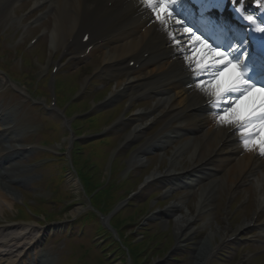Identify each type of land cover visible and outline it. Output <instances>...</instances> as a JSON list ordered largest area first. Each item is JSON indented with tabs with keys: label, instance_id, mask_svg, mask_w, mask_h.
<instances>
[{
	"label": "bare ground",
	"instance_id": "obj_1",
	"mask_svg": "<svg viewBox=\"0 0 264 264\" xmlns=\"http://www.w3.org/2000/svg\"><path fill=\"white\" fill-rule=\"evenodd\" d=\"M12 1L0 0V22L7 21L6 17L10 18V15L13 13L14 10L10 9L13 4ZM16 1L18 0H14V2ZM47 2L51 8L55 7L56 25L63 33L62 41L65 39L62 43L63 45H65L74 32L77 33L75 39H73L76 42L77 37L83 30L91 31L92 38L96 41H100L103 38V42L108 43L103 44L106 48H109L114 42L118 43L119 41L120 45H114L111 50L108 49L110 52H105L106 56L103 58L104 62L102 66L96 68L95 71L100 74L109 72L117 76H121L125 72L128 73L127 76L118 78L115 89L112 92L113 99L111 101L126 93L130 94L132 98L137 97L139 94L149 96L156 99L154 107L149 111L150 115H154L149 124L154 123L155 116H158L159 119L172 116L175 121L181 119L179 122L180 125L172 131L168 126L163 127L161 133L154 137L155 142L150 145L149 149L161 148L168 143H172L169 139L171 136L167 132L172 134V132H175L174 130L179 131L194 128L197 133L201 134L202 139L197 143L194 152L191 154L192 157H197V163L194 164V169L190 173L198 171L200 172V176H203L202 171H206V169L208 171H217L225 168L226 170L230 166L227 169L226 175V179L229 178L227 182L229 187L228 195L235 194L241 185L251 180L250 173L253 172L257 164L260 166L259 168L264 167V159L256 158L251 154L241 155L235 162L231 155L236 156V151L230 150L231 155L226 151L227 144L230 141L229 139H225L227 129L218 127L209 117L199 119V117L206 114L202 105L203 95L198 91L195 92L193 90L194 88H190L192 83L189 84V73L186 69L181 68L184 66L181 55L172 47L165 32L156 26L157 23L156 25H152L153 21H150L149 16L131 0H113L109 7L107 3L111 2V0H47ZM70 4L73 7V11L72 8H68ZM4 8H6L5 11H8L6 14L3 11ZM61 8L66 13L62 12L60 10ZM79 20L81 24L78 27L77 23ZM8 22L11 21L8 20L5 24H8ZM116 28H120L119 30L121 31L124 30L123 32H113ZM66 34H68L67 37ZM112 34L114 35L112 42L110 41L111 39L107 41ZM103 45L94 44L93 48H104ZM79 49L82 48L80 47ZM91 51L95 52L96 50L94 51L92 49ZM146 54L145 62L147 63H155L154 57L168 56V54H171V57L167 61L160 62L152 68L147 67V73H142L140 67L136 70L126 67V63H128V59H125L126 57H142ZM183 75L185 77L181 78ZM6 78L7 76L0 75V83L5 81ZM132 88L135 89V93L132 91ZM193 99L195 100L193 101ZM1 110L2 108L0 106ZM12 116L13 111L8 108L0 116V167L6 165L5 169L0 170L1 209L3 202L7 203L10 199L19 200V196L12 191L13 187L11 185L28 180L27 176H19L18 173L22 171V168L18 167L16 162H13V157H17L26 151L20 149L22 144L19 140L22 138V135L21 131L16 130L19 123L16 122L18 124L14 129H6L8 125L16 121L7 120L12 119ZM147 125L148 123L144 125L138 124L128 134L127 140L132 141L139 138L140 134L145 131L142 127ZM206 137L208 139L203 143ZM140 153L146 154V150L142 148L139 153H136L130 166H139L140 163H144L142 158L137 160ZM175 155H178L180 158L181 150H177ZM174 158L176 159L177 156H174ZM178 159L173 160L170 168L163 173L155 170L151 178L159 177L162 180L169 179V176L175 173L173 166L177 164ZM212 166L215 168H212ZM200 176L199 178H201ZM262 180L264 181V177ZM257 182L261 183L259 180ZM260 183L257 184V188L260 187ZM221 184L224 185L221 179L215 183V185L219 186ZM262 191H264V186L261 189ZM261 192L256 195V205L254 206V213L258 214V216L264 211V193L261 194ZM175 208L178 209V206H175ZM79 211L77 209L72 214H77ZM166 213L171 215L168 212ZM190 219L191 216L189 214L179 219L175 226L176 238H185L187 229H189L191 223ZM107 220L108 218H105V221ZM34 226L1 225L0 264L13 263V261L18 259V254L23 252L28 245L31 246L26 257L31 259V256H29L31 249L35 251L37 245L40 244L39 239H37L40 231ZM230 234L231 230L223 233L222 236L226 238ZM5 258L6 263L4 262ZM26 259L24 261L25 264ZM30 262L31 264H39V261L36 259Z\"/></svg>",
	"mask_w": 264,
	"mask_h": 264
},
{
	"label": "rangeland",
	"instance_id": "obj_2",
	"mask_svg": "<svg viewBox=\"0 0 264 264\" xmlns=\"http://www.w3.org/2000/svg\"><path fill=\"white\" fill-rule=\"evenodd\" d=\"M20 16L22 17V15ZM46 19H47V15L45 18H42V20L44 21H47ZM50 20H51V26H52L53 24L52 17H50ZM44 24L45 23L41 21L39 26L36 24H32V27H28V28L24 27L22 30L24 33L20 31L21 24H15L13 26L4 25V27L9 28L7 36L10 39H7L5 37L4 38L0 37V44H3V50L11 54V56L18 58L19 74L25 73L24 71L28 70L29 75L25 74L28 76V79H27L28 81H30L31 79L30 75L34 69L36 70L39 67L41 68L45 67V65L48 64L49 59H52L53 57L58 56V53L52 52L53 47L51 44L52 42L51 35H53V30L49 26L44 28L43 27ZM38 34L40 35V38L37 41L36 45L33 46L32 48H29L28 41L31 38L36 37V35ZM21 35H23L22 38H20ZM21 53L25 54L24 56H26L27 58L26 60H28V62H26V60H22L24 59V56H22ZM94 61L95 62H93L92 64H88V65H86V63H83V62H81L80 64L74 63L70 65V68H66L63 71H60L58 78L62 80L66 79L65 81H67L69 85L67 86L61 85L60 88L58 87L59 94L64 95L65 98L67 99L70 98L72 96V93H75L76 91L74 90L71 82L75 80L74 83L80 86V82L82 81L83 76L85 74H88L92 70V68L96 66V62H98V58L95 59ZM70 72H72L73 74H70ZM67 74H70V75H67ZM44 80H48V79H44ZM44 80L41 79L40 82L43 83ZM96 82L98 81H94V83ZM102 86H93L92 88H90L89 92L84 97L85 100H88L89 106L91 107L94 106L93 103L91 102V98L94 95L93 93L99 92ZM69 87L70 88L72 87V88L70 89ZM146 99L147 97H140V98H137V100H135L133 103L137 104V102L144 101ZM129 102L130 100L127 102L128 107L130 106ZM117 103L118 102L114 103L112 106H107L105 108L98 109L97 111H94L91 114L86 113V115L87 114L92 115L96 112H104L107 109L114 108L117 105ZM154 104H155L154 101L148 102L146 104V109L153 107ZM130 108L131 106L129 107V109ZM86 109H87L86 107H83L84 111H86ZM26 111H27L26 118L29 119V121L24 122V125H26V128L29 129V126L38 122L39 116L37 113H32L31 109L27 110L26 108ZM86 115L84 114L83 116H86ZM147 120L148 119H146L145 122ZM103 124L105 126L108 125L105 122ZM128 124L131 125L130 121H127L126 123L122 125H117L116 128L112 129L108 133V136L110 137L112 143H114L112 146L104 145V148L106 149V152L108 151V154L111 152H116V150H118V149L113 148V146L117 145V148L122 146V143H123L122 138H126L128 132L132 128V125H131V127L128 129L127 132L124 131L125 128L128 126ZM155 128H153V130ZM79 129H82V128H79ZM86 133H93V131L88 130V132ZM95 137H100V136H95ZM95 137H87V138H89V140H92V139H95ZM193 138L194 137H191L190 139H187V140H183L182 142L178 143L177 146L179 147L183 143L190 142L193 140ZM134 144H137V143L135 142ZM134 144H132V146H134ZM99 148H101V146ZM124 149H127V148H124ZM168 150H169V154L166 155V152ZM172 150H173L172 146H170L166 150L163 148L161 150H155L153 153L155 154V156L150 161L151 166L149 167V169L146 171H143L142 168L141 170H137L135 175L132 178H134L137 182L140 181L141 183V181H144V179L146 178L148 174H149L148 176H150L153 171L157 170V167L160 166L161 164L162 158L165 162V165L168 166L169 159L165 158V156L172 157L171 156ZM183 156L186 157V163L184 165L177 166L178 169H180L181 171L189 169L190 163H192L188 160V154H184ZM119 162L126 163V161L122 158H120ZM145 165L143 166V168L145 167ZM37 173L40 174V172H37ZM72 175L75 176V174H72ZM220 176H223V173L220 174ZM67 181L69 182V179ZM173 183H176V181L174 180ZM254 187L255 185H252L251 187L252 188L251 200L255 198V196L253 195ZM14 189L19 191L20 187H14ZM24 189L29 190L31 189V186L27 185L24 187ZM67 189H69L68 194L71 193L74 195L75 199L77 198L75 207L73 209L77 207H81L85 209L83 211L80 210V213H77L76 215H72L73 209L71 210V212L70 211L67 212L68 214L66 213V215L62 218L63 220L62 225L64 224L66 225V223H70L69 219H72L71 221H74V220H77V218L84 217L83 213H87L89 211L87 208L90 205L88 201V197L83 193L81 186L79 184L75 185L73 183V179L70 182V185L67 186ZM169 189L170 187L160 182L154 183L151 187H149L143 192L142 196L139 197V199H137L135 203L142 204V201L144 200V198H146L145 197L146 195L148 196L152 195L155 191L160 190V194L157 196V199H159V201L162 202L163 204L162 206L160 205L155 206V202L153 201L152 207L150 208L151 210L157 209V208L164 209L167 205H169L171 201L179 200V201H183L184 206H187L189 210H191L192 213H195L198 201L201 200L200 197L205 192V189L203 188L202 184H200V185H196L195 189H192L191 191L188 189H185V190H182L181 192H175V193L172 192L168 195H164L165 192H167ZM237 195H240L239 198H236L234 196V198L231 199L227 197V193L223 189L218 188L217 192L214 191L213 197L209 199L205 207H203L202 209L203 213L201 214L198 221L196 223H191V232L193 234L191 236L187 235L186 240L184 241L188 243V245L184 248H179L178 251L175 253V254H179V258H181L180 262L175 263L169 260L162 264H199L200 263L198 261V257L200 256V254H198L199 249L202 250L203 252V250H205L207 247H210V246L215 248L216 255L214 258L210 259L209 264H241L240 262L241 258L242 259L246 258L245 254L248 255L249 253H253V252H255L257 256L259 255H262V256L257 259H254V261H251V260L248 261L247 264H264L263 262L264 261V249H262L263 248L262 245H264V239H259L256 237L260 231L258 230V228L253 227V228H249L246 231H244V233H242V235L240 236L241 238L243 237L242 238L243 240L238 238L236 240H232V242L227 243L226 242L227 240L223 241L221 239L222 234L219 228L221 226L223 228H226L229 225H231L233 228V225H232L233 223L230 222L229 220L230 216L233 215L234 213L243 212L248 206V195H250L249 191L241 188L240 192L237 193ZM26 197L29 198L30 197L29 194H26ZM146 204L147 205L150 204L149 199L146 200ZM2 208L3 210L0 209V216L5 214L6 212L7 214L6 217L8 218L14 217L15 213H14L13 208L10 205L4 204L2 205ZM134 209H136L135 211L137 213L136 216H139L142 214V209L137 208L136 206H133L131 209L125 210L123 213L125 216H128L130 213L133 212ZM182 211H184V214L186 213L185 209H183ZM250 213L251 211L250 209H248L245 212V215L249 216ZM147 214H149V212ZM165 219L167 218L160 217L157 220L154 219L153 221L148 222L147 224H145V226L140 228L141 230L143 228L144 232H149V234H153V238H151L150 241L146 242L149 248L146 249L145 251L147 253H150L151 255L154 254L155 250L153 246H155L154 244L156 242H160V246L156 248L157 250L160 249L161 247L166 248L165 246L167 245L166 251H168L169 248L171 247V243L173 242V240H176V233L174 231L175 225H176L175 220L172 217L168 218V221ZM242 219L244 221L247 220L244 215L242 216ZM95 220L96 218H91L92 222ZM80 221L81 220H77L75 224L73 225L74 226L73 231L75 230L73 232L74 236H77L79 232L81 233V227H77L80 224ZM90 223L91 222H88V224L86 225L87 228L85 229V232H83L82 234V236L85 237L83 243L87 244L88 246L87 247L88 248L87 249L88 250V257H87L88 262L89 263L92 261L95 262L96 256L99 254L101 256L100 264H104V261L106 262L109 260L110 262L107 264H123V263L125 264L124 261L127 260V257L124 254L125 251L121 250L120 248H117V250L113 251L116 248V243L112 240V238H106V236L103 235V230L100 229L98 225H96V223L98 222L95 221L93 227L90 226ZM260 224H264V217L260 221ZM146 227H149L147 228L149 230L147 229L145 230ZM144 234H146V236L149 237L147 233H144ZM144 234H141V233L137 234V236L134 239L135 242L141 241L143 238L140 239L138 238V236L139 235L143 236ZM155 237H157V239L159 240L156 241ZM159 237H161V239ZM80 244L81 243L79 242L75 243L74 247H79ZM95 249L98 251L94 252L93 250ZM49 250L50 252L48 253L47 256L51 259V261H53V264H62L61 259L55 258L57 252H59L60 250V245L52 244V247ZM55 250H56V253H55ZM166 251L164 253H166ZM157 256L159 257L153 258L152 256V258L149 260L147 264H155L154 261L162 262L165 260L164 259L165 257H163V255L158 254ZM53 258L55 259L53 260ZM114 259L116 260L114 261ZM123 259H126V260H123ZM152 259L154 261L151 262ZM134 261H135V257H134ZM134 264H137V263L134 262Z\"/></svg>",
	"mask_w": 264,
	"mask_h": 264
},
{
	"label": "snow or ice",
	"instance_id": "obj_3",
	"mask_svg": "<svg viewBox=\"0 0 264 264\" xmlns=\"http://www.w3.org/2000/svg\"><path fill=\"white\" fill-rule=\"evenodd\" d=\"M234 11L264 37V21L246 14L244 0H230ZM188 0H139L181 55L193 83L206 98L217 125L239 134L246 151L264 156V44L216 25L207 33L185 15ZM205 10L223 0H200ZM264 9V0H256ZM239 5V6H237ZM219 32V34H217ZM87 39V37H85Z\"/></svg>",
	"mask_w": 264,
	"mask_h": 264
}]
</instances>
